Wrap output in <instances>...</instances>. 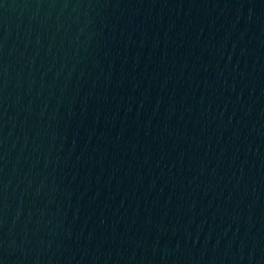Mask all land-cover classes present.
Wrapping results in <instances>:
<instances>
[{"label": "water", "instance_id": "water-1", "mask_svg": "<svg viewBox=\"0 0 264 264\" xmlns=\"http://www.w3.org/2000/svg\"><path fill=\"white\" fill-rule=\"evenodd\" d=\"M0 264H264V0H0Z\"/></svg>", "mask_w": 264, "mask_h": 264}]
</instances>
